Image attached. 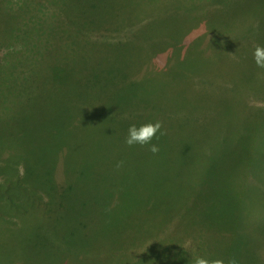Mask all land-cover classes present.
I'll return each mask as SVG.
<instances>
[{"label":"rangeland","instance_id":"1","mask_svg":"<svg viewBox=\"0 0 264 264\" xmlns=\"http://www.w3.org/2000/svg\"><path fill=\"white\" fill-rule=\"evenodd\" d=\"M124 1L136 10L137 25L124 30L132 54H156L142 65L163 66L162 78L149 80L150 93L141 80L84 88L70 104L92 115L91 130L103 129L101 141L81 152L96 175L79 182L91 188L77 197L88 214L62 208L44 217L19 193L8 202L0 193V264H194L196 256L264 264V69L253 62L254 46H264V0ZM71 2L75 13L83 5L0 0V155L14 145L9 171L22 161L18 149L25 154L33 141L55 148L44 125L61 74L48 70V56L60 53L54 22ZM124 49L114 51L118 62ZM127 87L135 89L130 106L106 110ZM155 121L164 127L152 142L158 153L125 145L130 125ZM49 156L38 149L30 178L48 166L60 187L70 161L65 155L55 165ZM3 165L0 159V182Z\"/></svg>","mask_w":264,"mask_h":264},{"label":"trees","instance_id":"2","mask_svg":"<svg viewBox=\"0 0 264 264\" xmlns=\"http://www.w3.org/2000/svg\"><path fill=\"white\" fill-rule=\"evenodd\" d=\"M80 1L83 2V5L77 4L79 8L76 13L72 1L63 10L64 19L59 23L54 22L55 28L59 30V36L53 38L52 41L55 43L59 40L60 53L57 52V49H54L48 56L50 61L53 58V64L48 70L61 74L59 82L60 95L51 97L48 100L44 125V128H47L51 133L50 137L55 142V148H50L46 141L42 143L39 140L36 144L35 140L28 146V151L23 154L21 151L24 144L20 142L22 148L18 149V152H20L22 161L19 162L14 171H9V168L13 166L6 165L10 161L11 155L8 156L10 151L14 152V145L10 144L9 147H6V151L0 155L6 169H4V165L1 166L4 171L0 182V193L4 196L6 202L10 201L11 194L19 193L20 198L29 200L31 208L44 217L52 209L65 208L72 212H75V209L79 212L83 210V214L84 211L88 214L89 210V206H86L85 203L77 202V197L81 193L89 192L91 188L89 185L83 186L79 182L96 175L94 172H89L83 164L84 162L81 161V158L85 157L81 155V152L83 149H91V143L101 141L103 129L101 126H97L96 129L91 130L88 121L92 119V115H79L70 104L80 102L84 88L95 90L96 86L108 88L116 82L126 80H141V85L147 93H150L152 84L149 80L162 78L160 75L163 73L161 71L164 70L163 66H161L162 69H159L161 67L142 65L147 58L152 59L156 54L151 53L156 51L151 52V55L147 54L143 58L140 54H132L133 51H138L129 42L127 32L124 31L125 29L131 31L137 25L136 10L131 4L124 0ZM70 10L73 15L71 18L68 16ZM93 40H96V42ZM123 48H125L127 54L118 62L114 51ZM128 56L129 59L125 61ZM50 57L52 58L50 59ZM140 71H143V75ZM134 90L132 87L121 89L110 100L106 110H126L131 104L130 96L135 93ZM158 101L163 102L164 99L159 98ZM143 102L141 100L138 107ZM100 119H104L106 123L111 122L110 116H103ZM125 121L129 123V120ZM39 126V123H35L30 126V129H38ZM28 129L29 127L22 126L19 131L26 130L32 136V131ZM161 131L164 132V127ZM155 139H159L158 135ZM175 140L179 141L180 139L175 136ZM39 148L46 155L52 157L55 165L65 155L68 156L70 164L65 171L59 173L62 186L58 187L49 180L53 178L54 171H52V168L49 169L48 166L44 167L42 173L30 178L31 173L28 172L27 165L37 157ZM5 153L8 156L6 158L2 157V154ZM209 209L212 213L215 210ZM180 222L182 221L180 220ZM53 245H51L52 254L57 253L62 256L63 251H54Z\"/></svg>","mask_w":264,"mask_h":264},{"label":"clouds","instance_id":"3","mask_svg":"<svg viewBox=\"0 0 264 264\" xmlns=\"http://www.w3.org/2000/svg\"><path fill=\"white\" fill-rule=\"evenodd\" d=\"M234 55V54H233ZM253 62L257 68L264 69V46L255 45L253 51ZM162 124L160 121L149 122L137 127L136 125H130L127 130L124 143L128 147L147 146V150L155 155L159 151V147L152 143L153 138L157 136V133L163 135L161 131ZM122 163V162H121ZM120 164L117 165L119 167ZM191 242H187L185 247L190 246ZM194 264H225V260L222 258L209 260L203 256L194 257ZM227 264H237L235 258H230Z\"/></svg>","mask_w":264,"mask_h":264},{"label":"bare ground","instance_id":"4","mask_svg":"<svg viewBox=\"0 0 264 264\" xmlns=\"http://www.w3.org/2000/svg\"><path fill=\"white\" fill-rule=\"evenodd\" d=\"M264 4V3H263ZM259 7H261V6H259ZM262 8V7H261ZM254 12V11H253ZM251 14H252V11H251ZM256 18V17H255ZM260 18V17H259ZM262 20V19H261ZM253 27V26H252ZM93 79V78H92ZM78 80V79H77ZM69 83V82H68ZM74 83V82H73ZM91 83H92V81H91ZM86 85V84H85ZM72 86V85H71ZM101 86V85H100ZM96 87H98V86H96ZM91 89V88H90ZM75 90V89H74ZM117 92V91H116ZM113 95H114V93H113ZM115 95H116V93H115ZM123 96V95H122ZM110 99H111V97H110ZM124 99V98H123ZM112 102H114V101H112ZM106 104V103H105ZM104 104V105H105ZM114 104V103H113ZM112 105V104H111ZM110 107V106H109ZM117 107V106H116ZM107 109V108H106ZM115 112V111H114ZM119 117V116H118ZM143 117V116H142ZM122 118V117H121ZM120 119V118H119ZM123 119V118H122ZM113 121V120H112ZM109 123V122H108ZM104 124V123H103ZM109 130V129H108ZM112 130V129H111ZM116 131V130H115ZM107 132V131H106ZM125 214H127V213H125ZM124 214V215H125Z\"/></svg>","mask_w":264,"mask_h":264}]
</instances>
